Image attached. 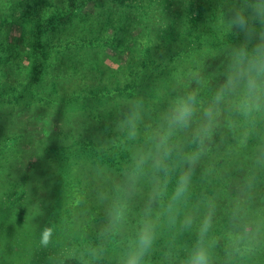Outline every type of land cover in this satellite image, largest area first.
<instances>
[{
    "label": "trees",
    "instance_id": "trees-1",
    "mask_svg": "<svg viewBox=\"0 0 264 264\" xmlns=\"http://www.w3.org/2000/svg\"><path fill=\"white\" fill-rule=\"evenodd\" d=\"M84 1L67 0L64 14L65 7L50 9L42 0L9 1L26 24L22 42L33 48L32 64L18 65L11 75L32 97L0 101V212L6 214L0 218V256L7 261L5 249L20 251L22 245L25 250L14 256L10 250L11 264H123L154 185L167 179V195L147 217L155 240L142 264H186L208 214L211 264H264V108L245 116L234 110V97L218 109L204 143L195 139L229 74L233 50L246 43L231 24L233 15L251 17L256 0H111L104 24L110 44L127 56L121 74L67 90V76L58 75L65 62L59 48L69 47L62 33L82 20ZM249 23L250 49L264 25ZM87 35L72 41L80 46ZM1 48L3 69L9 61L1 59ZM188 93L196 94V116L191 129L171 142L183 155L200 156L187 199L169 214L181 169L165 178L149 163L137 175V161L153 151V133L175 99ZM24 153L34 161L19 172L14 161ZM175 161L174 155L169 164ZM117 201L126 205L125 220L110 228ZM45 231L51 233L46 246Z\"/></svg>",
    "mask_w": 264,
    "mask_h": 264
},
{
    "label": "clouds",
    "instance_id": "clouds-1",
    "mask_svg": "<svg viewBox=\"0 0 264 264\" xmlns=\"http://www.w3.org/2000/svg\"><path fill=\"white\" fill-rule=\"evenodd\" d=\"M252 8L251 17L241 12L233 15L231 24L239 29L246 36V43L234 49L232 61L229 66L230 71L224 83L215 94L212 106L203 113L204 124L196 133L195 139L203 144L210 130L211 122L215 119L217 111L221 105L236 98L233 104L234 110L248 116L253 111L264 108V31L259 33L255 44L249 49L254 35L250 27V20H257L264 25V0H256ZM197 97L195 93H188L177 97L164 116L160 128L153 133V151L141 155L137 161L139 174L144 173L146 165H149L154 173H162L165 178H169L175 168H180V175L176 181L175 188L169 197L167 211L171 214L175 206L187 199L191 185L192 174L200 153L183 155L179 147L173 144L172 138L180 132H187L191 129L193 119L196 116ZM130 136L135 138L136 125L134 121H129ZM176 157L174 164L169 161ZM135 178V177H134ZM167 195V179L163 184L158 180L153 187L152 194L144 210L146 219L140 227L136 239L130 244L125 255L123 264H142L143 258L150 251L155 240V225L147 217L150 216L152 206ZM126 216V205L117 201L109 212L110 228L122 224ZM174 222V218H172ZM191 226V219H186L184 227ZM212 227V216L208 214L202 220L196 244L186 260V264H211L206 237ZM50 231H45L41 237V244L47 245L50 240Z\"/></svg>",
    "mask_w": 264,
    "mask_h": 264
},
{
    "label": "rangeland",
    "instance_id": "rangeland-1",
    "mask_svg": "<svg viewBox=\"0 0 264 264\" xmlns=\"http://www.w3.org/2000/svg\"><path fill=\"white\" fill-rule=\"evenodd\" d=\"M9 1L10 0H0V48L4 47V52L1 53V59L9 61L1 63L3 69H0V101L6 102L7 104H17L18 98L27 99L32 96L28 95L30 92L28 86H19V83L16 82L18 77L11 75L13 74L12 70L16 69L18 65L30 66L32 64L33 58L31 54L33 53V48L30 41L25 40L22 42L24 33H26L27 37V31L25 30L26 24L24 21L14 16L13 5L10 4ZM42 1H46L49 8L60 10L62 7H65L62 11L63 14L66 10L67 0ZM84 3L85 4H81L82 14L84 15L82 17L83 21L78 19V22L74 25L66 26L63 30L62 37L65 43L69 44V47L65 45L59 48L60 52L65 56V59L63 58L65 62H60L61 66L58 70V75H61L59 76L60 79L62 75L67 76V82L66 80L63 81L70 83L69 85L66 84L67 90L73 88L74 85V87H76L88 83L87 81L89 80L95 82L99 78H102V81L107 82L108 77L110 79L113 75L118 76L121 74L122 64L125 63L127 59V56L125 54L122 55V52L119 51L120 48L117 45L110 44L109 38L112 33L110 29H108L109 26L104 24L105 16L113 10L114 3L111 0H85ZM83 33L88 34L84 39L85 41L82 42L80 46L75 45L72 40L75 37H81ZM121 38H123V36H121ZM53 39L55 40L53 43L58 47V40L56 37ZM21 42L23 45H21ZM84 43H86V45H83ZM52 52H55V50ZM48 54L51 53L49 52ZM52 54L54 55V53ZM42 56L39 59H41ZM67 58H73V60L67 62ZM69 66L73 67L75 70L68 68ZM8 79L12 82H6ZM6 83L7 85H5ZM58 90H61V86L58 87ZM46 96L47 98H52L48 94ZM63 103L65 102L61 104ZM76 107L79 108V106H75V108ZM30 158L31 155L24 153L19 158L15 159L14 163L19 172H26L29 170L28 168L31 167L34 161ZM3 203L4 201H0V204L3 205ZM1 211L0 218H3L6 214L3 213V209ZM9 215H11V213H9ZM238 242H240V240H238ZM21 249L20 251H15L12 247L5 249L7 261L3 256H0V264H11L13 260L9 259L10 250L13 252L14 256L16 252L20 253L23 249L25 250L22 245Z\"/></svg>",
    "mask_w": 264,
    "mask_h": 264
}]
</instances>
